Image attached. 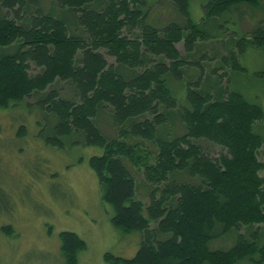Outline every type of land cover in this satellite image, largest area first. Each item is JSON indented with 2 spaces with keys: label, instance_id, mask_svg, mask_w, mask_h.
Segmentation results:
<instances>
[{
  "label": "trees",
  "instance_id": "1",
  "mask_svg": "<svg viewBox=\"0 0 264 264\" xmlns=\"http://www.w3.org/2000/svg\"><path fill=\"white\" fill-rule=\"evenodd\" d=\"M162 1L53 0L46 10L44 0H0V109L33 99L24 104L41 113L47 145L79 137L102 149L89 165L110 221L141 235L132 258L107 262L264 264V69L247 82L240 62L249 49L264 54L263 14L241 30L261 0H207L199 22L191 0ZM210 40L214 53L199 52ZM104 112L113 137L99 126ZM60 242L65 264H77L85 242L72 232Z\"/></svg>",
  "mask_w": 264,
  "mask_h": 264
},
{
  "label": "rangeland",
  "instance_id": "2",
  "mask_svg": "<svg viewBox=\"0 0 264 264\" xmlns=\"http://www.w3.org/2000/svg\"><path fill=\"white\" fill-rule=\"evenodd\" d=\"M52 1L44 0L46 10L51 8ZM153 1L162 6L157 3L160 0ZM206 2L190 1V16L195 22L201 20L202 6ZM260 6L263 10L257 11V19L248 21L250 19L238 15L243 11L234 12L230 14L231 22L224 26L232 29L244 18L241 30L250 31L262 14L264 16V0ZM169 13L161 14L160 19L168 18ZM205 29L214 33L218 26L212 24ZM222 39L226 43L230 41L229 35ZM198 45L199 52L206 55H212L218 48L216 41L211 40ZM177 47L184 53L182 43ZM240 60L247 68V82H251L255 72L264 69L261 52L249 49ZM209 63L216 65L211 60L201 62L204 69L209 68ZM37 71L30 66V74ZM237 78L240 79L232 76L234 80ZM241 80L245 82V78ZM62 86L68 91L65 83ZM24 102L30 105L33 99ZM24 102L0 109V264H65L60 249L62 232L75 233L86 244V248L77 253V264H111L105 260L106 254L132 258L140 246L141 235L114 228L110 221L112 208L101 199L97 177L89 165L90 157L100 155L102 149L84 145L79 137L66 139L62 148L47 145L40 135L41 113L26 107ZM98 122L107 137L115 135L109 113L100 114ZM21 126L25 127V134L21 133ZM212 148L214 154L219 152L218 147ZM131 169L140 185L137 197L147 201L145 188L140 183L142 174L135 167ZM218 243L225 245L228 239Z\"/></svg>",
  "mask_w": 264,
  "mask_h": 264
}]
</instances>
